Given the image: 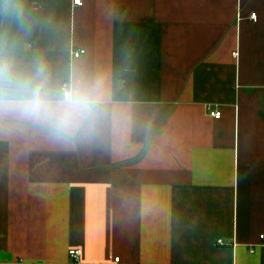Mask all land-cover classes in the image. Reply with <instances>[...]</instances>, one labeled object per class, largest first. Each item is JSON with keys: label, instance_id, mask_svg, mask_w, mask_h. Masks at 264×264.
Segmentation results:
<instances>
[{"label": "crops", "instance_id": "0c3cea01", "mask_svg": "<svg viewBox=\"0 0 264 264\" xmlns=\"http://www.w3.org/2000/svg\"><path fill=\"white\" fill-rule=\"evenodd\" d=\"M82 1L0 0V60L104 113L0 120V264H264V0Z\"/></svg>", "mask_w": 264, "mask_h": 264}, {"label": "clouds", "instance_id": "9594fccd", "mask_svg": "<svg viewBox=\"0 0 264 264\" xmlns=\"http://www.w3.org/2000/svg\"><path fill=\"white\" fill-rule=\"evenodd\" d=\"M103 115L97 85L79 76L55 81L42 62L21 70L0 60V120L28 121L57 134H88Z\"/></svg>", "mask_w": 264, "mask_h": 264}, {"label": "built area", "instance_id": "2783aa9c", "mask_svg": "<svg viewBox=\"0 0 264 264\" xmlns=\"http://www.w3.org/2000/svg\"><path fill=\"white\" fill-rule=\"evenodd\" d=\"M74 4L81 6L83 4V1L82 0H74ZM251 18L255 20L257 18V14L252 13ZM85 53H86L85 49H80V50H74L73 55H74V57H79L81 55H84ZM209 114L212 117L219 119L222 116V111L216 110V109H214V110L209 109ZM260 241L264 244V233L260 235ZM218 243L225 244L226 242L223 239H219ZM81 254H82L81 249H72L69 251V255H70L71 259H73V260H79ZM116 262H119V258H116Z\"/></svg>", "mask_w": 264, "mask_h": 264}]
</instances>
